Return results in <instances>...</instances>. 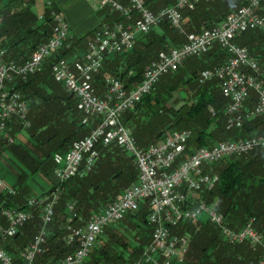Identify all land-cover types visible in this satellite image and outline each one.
<instances>
[{
  "label": "trees",
  "instance_id": "1",
  "mask_svg": "<svg viewBox=\"0 0 264 264\" xmlns=\"http://www.w3.org/2000/svg\"><path fill=\"white\" fill-rule=\"evenodd\" d=\"M31 3V0H29ZM23 0H7L0 6V45L6 50L7 59L21 63L39 44L52 35L50 12L59 10L48 1L42 12V20L31 11L30 3ZM126 4V0H120ZM175 0H143L151 12L169 7ZM246 0H201L192 10L182 16L184 27L181 32L167 22L160 23L148 33L137 35L131 50L106 56L100 69L92 77L95 94L104 93L103 80L113 76L120 80L125 90L136 86L141 80L144 67L161 51L173 44L179 46L188 33H196L200 24L207 28L221 22ZM264 8V2L262 3ZM99 21L112 25L122 18L109 9H95ZM61 14V13H60ZM208 21V22H207ZM92 31L81 38L67 37L64 46L46 59L40 67L24 81H16L13 88L27 103L26 121L28 127L11 121V135L25 130L23 142L8 143L0 138V155L7 152L16 162L13 183L9 195L0 190V209H24L27 175L36 173L52 175L55 154L65 153L73 142L85 136L94 126L82 122L83 115L76 109L75 98L50 74L51 65L59 59L80 61L85 54ZM98 26V27H97ZM195 28V29H194ZM244 47L258 64L264 66V32L247 30L234 39ZM226 60L225 53L212 47L205 54L184 61L173 72L160 77L152 90L144 95L130 111L121 115L120 122L129 127L132 136L143 146L145 139L157 142L168 129H185L191 134L192 147L209 146L219 141L264 135V120L253 117L245 120L240 128L226 129V100L221 95L217 81L198 82L199 72L213 68ZM184 91L188 101L171 105L172 94ZM254 94L245 102L250 108ZM99 157L93 168L84 176H73L57 183L52 176L50 192L60 191L58 205L53 208V217L47 226V236L42 252L34 257L33 264H54L71 253L75 246L65 241L67 226H76L92 213L102 210L119 190L136 181V171L131 157H124L114 144L98 147ZM51 165V166H50ZM211 169L209 171L208 169ZM13 170V169H12ZM204 172L217 177V182L202 199L213 204L223 217L224 224L231 230H238L243 223L254 218V229L264 237V157L255 149L245 154L230 155L218 162L205 166ZM49 174V175H48ZM72 205L76 218L70 216L67 206ZM146 210L141 207L136 214L126 215L121 221L106 227L97 237L82 264H130L138 259L149 242L151 228L146 222ZM126 218L136 220L143 226L134 238L117 228ZM136 222V223H137ZM0 225L5 226L0 216ZM114 226V227H113ZM134 227H137L136 225ZM40 228L39 209L32 211V217L12 237L1 238L0 245L14 260L19 261L20 252L29 244ZM105 230H108L107 232ZM106 232V233H105ZM177 235L187 236L188 245L183 261L176 264H256L258 249H251L247 242L230 244L219 235L218 228L206 220L183 222L174 229Z\"/></svg>",
  "mask_w": 264,
  "mask_h": 264
},
{
  "label": "built area",
  "instance_id": "2",
  "mask_svg": "<svg viewBox=\"0 0 264 264\" xmlns=\"http://www.w3.org/2000/svg\"><path fill=\"white\" fill-rule=\"evenodd\" d=\"M200 0H175L173 6L156 12L148 10L143 0H94L96 9H109L122 21L112 25L100 24L87 42L81 61L68 62L59 59L50 67L55 82L60 83L76 101V109L83 115V123L89 120L94 126L82 138L72 143L64 155L52 157V174L57 183L73 176H84L99 157L98 147L114 144L132 158L136 181L122 190L102 210L92 213L76 226H67L65 241L74 250L54 264H82L95 239L102 231L121 221L126 215L136 214L141 207L146 210V222L151 228L150 239L140 257L130 264H171L183 261L188 240L177 235L174 229L183 222L206 220L218 228L220 237L227 243L247 242L259 250L256 264H264V237L254 229V218L247 219L240 229H229L223 217L202 199L217 182V177L204 172V167L230 155L245 154L259 150L264 157V135L219 141L209 146L192 147L188 130L172 132L146 147H136L131 132L121 124V115L134 108L148 94L161 76L173 72L188 58L208 52L214 45L226 55V60L210 69L199 72L198 82L217 81L218 89L226 100V129L240 128L245 120L261 117L264 120V67L258 65L244 47L233 40L247 30L264 32V0H246L225 17L218 25L203 29L198 34L186 36V41L166 52H160L148 63L140 82L129 90L113 78L103 80L104 93H94L92 77L98 72L103 59L111 54L132 49L137 35L148 33L162 22L178 28L180 11L192 10ZM47 5L49 3L47 2ZM52 35L39 44L21 63L6 59V51L0 46V138L11 143L9 124L17 121L28 127L27 103L13 88L16 81H24L66 41L68 26L62 15L50 12ZM41 19V17H39ZM254 94V102L246 108L245 102ZM0 190L12 195L14 192L0 180ZM60 191L55 189L49 196L29 198L24 209H0L5 226L0 225V237H12L39 209L40 228L29 244L20 252L19 261L6 253L0 245V264H33L34 257L42 252L47 236V226L53 217L54 204ZM67 211L76 218L73 206Z\"/></svg>",
  "mask_w": 264,
  "mask_h": 264
},
{
  "label": "rangeland",
  "instance_id": "3",
  "mask_svg": "<svg viewBox=\"0 0 264 264\" xmlns=\"http://www.w3.org/2000/svg\"><path fill=\"white\" fill-rule=\"evenodd\" d=\"M2 1H7V0H2ZM25 1V0H24ZM201 1V0H200ZM46 0H31V5H30V9L31 11L38 17L40 14H42L43 12V9H45L46 7ZM175 3V2H174ZM174 5V4H173ZM172 5V6H173ZM195 8V7H194ZM94 9L95 6H94ZM186 9H183L180 11V15H181V23L179 25L178 28H176L177 30L181 32H184L183 30H185L186 28L184 27V21L186 20V17L184 18L182 16L183 12H185ZM63 17V16H62ZM64 19V18H63ZM225 19V18H224ZM65 21V20H64ZM208 22V21H207ZM220 23V22H219ZM219 23H216V24H213L212 26L210 27H207V28H202V25H198L196 29L198 30H203V29H209L213 26H216L218 25ZM98 24H103L102 22H98ZM98 27V26H97ZM195 29V28H194ZM200 30V31H201ZM199 31V32H200ZM199 32H196V33H188V35H191V34H198ZM67 36L70 37L69 35V31L67 33ZM185 41H186V38H185ZM184 41V42H185ZM183 42V43H184ZM233 43L236 44L233 40ZM237 45V44H236ZM170 47L169 49L171 48H174V45L173 44H170ZM215 46V45H214ZM213 46V47H214ZM168 49V50H169ZM166 50V51H168ZM166 51H161V52H166ZM85 53V52H83ZM160 53V52H159ZM54 54V53H53ZM189 59V58H188ZM68 62H74L72 61L71 59H64ZM187 60V59H186ZM184 63V61H183ZM182 63V64H183ZM258 63V62H257ZM182 64L180 66H182ZM260 65V64H258ZM179 66V67H180ZM261 66V65H260ZM261 67H264V66H261ZM111 77V76H109ZM113 77V76H112ZM115 78V77H113ZM117 79V78H115ZM118 80V79H117ZM120 81V80H119ZM121 82V81H120ZM122 83V82H121ZM92 85V84H91ZM104 86V85H103ZM104 88V87H103ZM180 99H182L183 101H188L189 100V97L185 95V92L184 91H179V92H174L172 94V99L170 101V104L171 105H177L178 102H182ZM127 112V111H126ZM83 120V119H82ZM85 124H88V123H85ZM130 132V128L129 127H126ZM181 130H185V129H168L167 131L164 132V134L160 137L159 140H161V138H163L164 136H167L169 134H171L172 132H176V131H181ZM9 136L14 140L13 143H17V142H23L26 135H25V130H19L17 133H13V135L10 134V132L8 133ZM253 136V135H252ZM134 138V137H133ZM158 140V141H159ZM145 143L143 146H140L139 142L134 138V144L136 147H146L150 144H153L154 142L150 141V139L146 138L145 139ZM58 155H64L63 154H58ZM122 155L124 157H129V155L125 152L122 153ZM15 165H16V162L15 160L7 153V152H3L1 155H0V180L2 182V184L4 186H7V187H11V184L13 183V174L15 173L16 169H15ZM51 166V165H50ZM13 169V170H12ZM212 168L208 169L209 171H211ZM53 171V170H52ZM27 175V179H26V186L27 189L25 191V198L26 199H29V198H38V197H47L51 194V192L49 191L50 190V181H51V177L47 176V177H43L41 176L40 174L36 173L32 176H30L27 172L25 173ZM49 175V174H48ZM53 176V174H52ZM45 188V189H44ZM41 189H44L43 191ZM41 190V192H40ZM122 190H119V193H121ZM118 193V194H119ZM58 205V200L56 201V203L54 204V208ZM137 221L136 220H129L128 218H126L123 222L117 224V228H119L122 232L126 233L129 238H134L135 235L138 233V232H141L142 229H143V226L140 224V223H136ZM137 226V227H134V226ZM114 227V226H113ZM106 232L108 230H105ZM105 232V233H106ZM100 235H103V233H101ZM99 235V236H100ZM98 236V237H99ZM251 248V247H250ZM252 249V248H251ZM171 264H176L175 262H171Z\"/></svg>",
  "mask_w": 264,
  "mask_h": 264
},
{
  "label": "crops",
  "instance_id": "4",
  "mask_svg": "<svg viewBox=\"0 0 264 264\" xmlns=\"http://www.w3.org/2000/svg\"><path fill=\"white\" fill-rule=\"evenodd\" d=\"M48 1H51L63 16L68 26L69 35L72 38H81L92 31L99 22L94 9V0H46V3ZM27 2L29 0L24 1L25 4ZM4 3L6 1L0 0V6ZM83 55L81 54L79 57L82 59ZM50 177L52 179V175Z\"/></svg>",
  "mask_w": 264,
  "mask_h": 264
},
{
  "label": "bare ground",
  "instance_id": "5",
  "mask_svg": "<svg viewBox=\"0 0 264 264\" xmlns=\"http://www.w3.org/2000/svg\"><path fill=\"white\" fill-rule=\"evenodd\" d=\"M199 2H200V1H199ZM39 17H41V19H39ZM38 20H39V21L42 20V14H40V15L38 16ZM0 46H1V45H0ZM1 47H2V46H1ZM5 51H6V50H5ZM5 58L7 59V55L5 56ZM26 59H27V58H26ZM81 60H82V59H81ZM81 60H80V61H81ZM76 61H77V60H76ZM17 63H18V62H17ZM91 84H92V81H91ZM53 177H54V176H53ZM18 230H19V229H18ZM18 230H17V231H18Z\"/></svg>",
  "mask_w": 264,
  "mask_h": 264
}]
</instances>
